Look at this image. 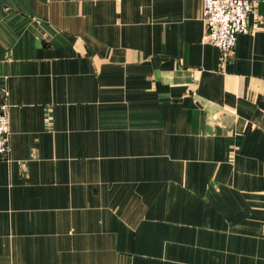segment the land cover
<instances>
[{
	"label": "crops",
	"instance_id": "obj_1",
	"mask_svg": "<svg viewBox=\"0 0 264 264\" xmlns=\"http://www.w3.org/2000/svg\"><path fill=\"white\" fill-rule=\"evenodd\" d=\"M226 59L203 0H0V264H264V0Z\"/></svg>",
	"mask_w": 264,
	"mask_h": 264
},
{
	"label": "built area",
	"instance_id": "obj_2",
	"mask_svg": "<svg viewBox=\"0 0 264 264\" xmlns=\"http://www.w3.org/2000/svg\"><path fill=\"white\" fill-rule=\"evenodd\" d=\"M253 7L252 0H203V41L216 46L221 59L231 54L238 35L249 32L248 18ZM8 136L7 104L0 98V158L9 152Z\"/></svg>",
	"mask_w": 264,
	"mask_h": 264
},
{
	"label": "rangeland",
	"instance_id": "obj_3",
	"mask_svg": "<svg viewBox=\"0 0 264 264\" xmlns=\"http://www.w3.org/2000/svg\"><path fill=\"white\" fill-rule=\"evenodd\" d=\"M1 98V97H0Z\"/></svg>",
	"mask_w": 264,
	"mask_h": 264
}]
</instances>
